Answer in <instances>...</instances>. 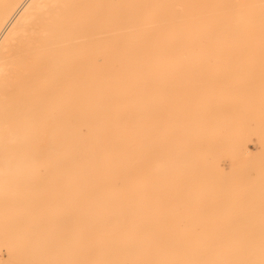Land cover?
Masks as SVG:
<instances>
[{
    "label": "bare ground",
    "instance_id": "obj_1",
    "mask_svg": "<svg viewBox=\"0 0 264 264\" xmlns=\"http://www.w3.org/2000/svg\"><path fill=\"white\" fill-rule=\"evenodd\" d=\"M228 1L0 0V264H166V240H179L167 204L175 211L187 184L203 194L210 153L234 152L220 143L223 123L248 152L258 116V89L168 71L204 57L165 43L264 26V0H249L248 14L228 13ZM207 236L199 257L186 249L177 264L233 257L236 236L231 249L225 234Z\"/></svg>",
    "mask_w": 264,
    "mask_h": 264
},
{
    "label": "rangeland",
    "instance_id": "obj_2",
    "mask_svg": "<svg viewBox=\"0 0 264 264\" xmlns=\"http://www.w3.org/2000/svg\"><path fill=\"white\" fill-rule=\"evenodd\" d=\"M250 1L229 0L226 2L228 13L240 8L238 10L248 14L254 5V2ZM258 1L255 0V3ZM211 5L208 4L209 7ZM220 35L193 42L184 39L165 43L170 45L169 47H177L174 50L177 54L204 57L201 60L180 62V68L168 71L199 74L205 82L212 80L211 74L220 75L217 81L221 85L214 87L238 95L258 89V116H255L256 109L249 120L248 152H241L242 149L236 145L234 127L228 122L223 123L220 128V143L234 152L210 153V169L197 175L199 179L205 175L210 185L203 194L196 195L193 188L187 184L174 193L176 196L172 200L176 210L169 211L172 206L167 204V211L162 215L169 217L171 228L178 234L179 240H166V249L161 251L167 257L166 264H177L186 249H191L192 257L196 259L203 252L201 247L208 237L207 234L214 236L215 233H223L228 237L227 247L230 249L233 246L231 237L238 238L233 257L229 254L225 264H264V121L261 119L264 117V103L261 101L264 98V26H250L241 37H234L233 33V37L224 39ZM150 44L151 41L148 45ZM191 65L193 67H190ZM71 124L77 126V118L73 117ZM89 134L86 124L79 126L81 137H87ZM194 153L197 157L200 152ZM44 172L45 168L41 167V173ZM155 174L165 178L169 172ZM160 191L167 193L171 189L164 187ZM190 216H193L194 220H191ZM184 234H191V238H184ZM164 256L154 253L153 259L160 262ZM4 257H8L7 252ZM134 261L133 264H143Z\"/></svg>",
    "mask_w": 264,
    "mask_h": 264
}]
</instances>
